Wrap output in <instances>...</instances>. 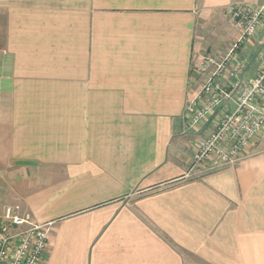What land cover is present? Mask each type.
I'll list each match as a JSON object with an SVG mask.
<instances>
[{
	"label": "crops",
	"instance_id": "1",
	"mask_svg": "<svg viewBox=\"0 0 264 264\" xmlns=\"http://www.w3.org/2000/svg\"><path fill=\"white\" fill-rule=\"evenodd\" d=\"M234 4L264 0H0L2 186L52 223L44 264H264V132L186 177V103ZM263 49L264 21L244 80Z\"/></svg>",
	"mask_w": 264,
	"mask_h": 264
},
{
	"label": "built area",
	"instance_id": "2",
	"mask_svg": "<svg viewBox=\"0 0 264 264\" xmlns=\"http://www.w3.org/2000/svg\"><path fill=\"white\" fill-rule=\"evenodd\" d=\"M225 15L234 42L219 61L199 58L203 77L185 107L186 128L196 136L186 177L234 167L246 158L250 144L264 132V49L256 54L253 76L244 80L246 62L239 50L259 32L264 6L230 5ZM52 223L40 224L20 204L0 210V264H44Z\"/></svg>",
	"mask_w": 264,
	"mask_h": 264
},
{
	"label": "rangeland",
	"instance_id": "3",
	"mask_svg": "<svg viewBox=\"0 0 264 264\" xmlns=\"http://www.w3.org/2000/svg\"><path fill=\"white\" fill-rule=\"evenodd\" d=\"M222 27H223V30L225 32H228V31L230 32L231 24L227 19H225ZM222 45H224V40L222 38H218V37L215 38L214 43H213V48H212L213 54H214V51H216ZM4 170L5 169H4L3 165H1V163H0V210L3 206L12 204V203H9V201H7V198L9 197L10 193L3 190L4 188L2 186V178H3L2 176H3Z\"/></svg>",
	"mask_w": 264,
	"mask_h": 264
}]
</instances>
